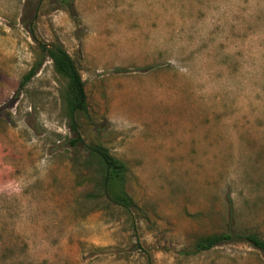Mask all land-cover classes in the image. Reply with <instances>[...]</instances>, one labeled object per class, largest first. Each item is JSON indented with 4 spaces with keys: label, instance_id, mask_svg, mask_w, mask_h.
Listing matches in <instances>:
<instances>
[{
    "label": "rangeland",
    "instance_id": "rangeland-1",
    "mask_svg": "<svg viewBox=\"0 0 264 264\" xmlns=\"http://www.w3.org/2000/svg\"><path fill=\"white\" fill-rule=\"evenodd\" d=\"M55 42L85 81L78 146ZM228 231L264 239V0H0V264H264L247 241L191 253Z\"/></svg>",
    "mask_w": 264,
    "mask_h": 264
},
{
    "label": "trees",
    "instance_id": "trees-1",
    "mask_svg": "<svg viewBox=\"0 0 264 264\" xmlns=\"http://www.w3.org/2000/svg\"><path fill=\"white\" fill-rule=\"evenodd\" d=\"M42 50L47 52V55L53 60L57 72L66 77L69 81L67 90V103L71 118V129L74 132V137L70 142L74 146L84 143L77 124L76 115L78 112L87 111V93L85 90V81L78 70L76 63L63 43L55 42L52 44H42ZM38 65H34L24 76L21 85H26L31 78L37 73ZM88 147V155L90 158L96 160L102 171V177L99 187L102 193L109 196L126 208H131L133 199L128 195L124 189V182L126 177V164L114 157L107 148L98 145L90 144ZM119 185L118 191L114 190V186ZM232 241H247L264 252V239L253 232L234 233L223 232L200 237L191 253H198L207 249H211L216 245L232 242Z\"/></svg>",
    "mask_w": 264,
    "mask_h": 264
}]
</instances>
